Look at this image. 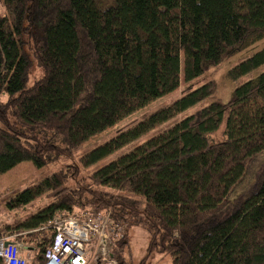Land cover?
<instances>
[{
    "label": "trees",
    "instance_id": "trees-1",
    "mask_svg": "<svg viewBox=\"0 0 264 264\" xmlns=\"http://www.w3.org/2000/svg\"><path fill=\"white\" fill-rule=\"evenodd\" d=\"M0 174L37 170L264 40V0H0ZM264 66V47L227 73ZM34 70L38 77H33ZM215 92L209 82L119 132L10 200H52L0 238L32 245L42 264L52 224L108 214L124 227L112 248L132 264L130 232L171 264H264V71L195 115L87 169ZM224 124V140L211 135ZM75 182V185L72 183Z\"/></svg>",
    "mask_w": 264,
    "mask_h": 264
},
{
    "label": "rangeland",
    "instance_id": "rangeland-1",
    "mask_svg": "<svg viewBox=\"0 0 264 264\" xmlns=\"http://www.w3.org/2000/svg\"><path fill=\"white\" fill-rule=\"evenodd\" d=\"M1 12H3V10L0 6V13ZM263 47L264 40L256 43L247 50L238 53L232 56L231 58L226 59L219 66L211 68L204 75L196 78L195 80L188 83L181 82L179 85V89L176 92H173L172 94L155 101L153 104L149 105L145 109L136 112L128 118H125L124 120L120 121L115 126L109 128L102 134L91 138L83 145H81V147H79L77 150L50 162L45 168L41 170H37L31 162H23L21 164H18L16 167L12 168L8 172L0 174V227L4 225H16L18 222L22 221L27 216H30L47 206L53 200L48 197V195L47 197L36 199L34 202L31 203V205H29L24 210L16 211L14 209L9 208L8 204L10 200L13 199L17 194L21 193L27 188L39 184L42 180L50 177L53 173L63 170L67 166H70L74 163H77L79 159L89 151L110 140L119 132L128 129L129 127H132L133 125L147 118L155 111L178 100L179 98H181L182 95L194 91L209 82H213L215 84V92L212 96L201 101L189 110L178 115L173 120L150 132L145 137H142L140 140L129 144L128 146L122 148L121 150L117 151L108 158L98 162L92 167L87 169L82 168L81 176L83 178L88 177L94 171L106 165L109 161L131 150L135 145L140 143V141L146 140V138L148 137L161 133L162 131L171 127L174 123L179 122L184 118L195 115L201 109L209 106L211 103H227L230 98L231 92L234 91L237 87L243 85L245 82L254 79L256 76H258L261 72L264 71V66L260 67L252 74L236 82L230 81L227 78L228 71L243 60L252 56L255 52L261 50ZM34 76H36L35 78L38 77L36 70H34L33 77ZM223 129L224 124L221 125V127L216 133L211 135V139L213 142H221L224 140L225 137ZM74 183L75 182H73L72 185H75ZM130 237L133 253L132 264H140L146 256L147 234L140 227H134L130 232ZM146 264H171V260L170 257L167 255L154 254L148 258Z\"/></svg>",
    "mask_w": 264,
    "mask_h": 264
},
{
    "label": "built area",
    "instance_id": "built-area-1",
    "mask_svg": "<svg viewBox=\"0 0 264 264\" xmlns=\"http://www.w3.org/2000/svg\"><path fill=\"white\" fill-rule=\"evenodd\" d=\"M54 236L42 264H117L112 248L123 238L124 227L108 214H75L52 224ZM32 245L0 238V264H29Z\"/></svg>",
    "mask_w": 264,
    "mask_h": 264
}]
</instances>
